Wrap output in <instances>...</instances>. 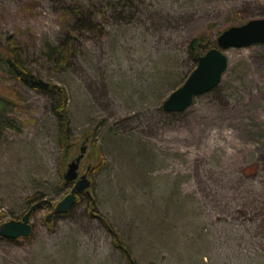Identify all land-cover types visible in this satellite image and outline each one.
I'll use <instances>...</instances> for the list:
<instances>
[{"label": "rangeland", "instance_id": "rangeland-1", "mask_svg": "<svg viewBox=\"0 0 264 264\" xmlns=\"http://www.w3.org/2000/svg\"><path fill=\"white\" fill-rule=\"evenodd\" d=\"M259 18L264 0H0V222L53 205L0 237V264H264V44L227 50L215 89L162 110L196 67L193 38L213 48ZM7 51L60 95L23 83ZM82 146L91 199L47 221Z\"/></svg>", "mask_w": 264, "mask_h": 264}, {"label": "water", "instance_id": "water-1", "mask_svg": "<svg viewBox=\"0 0 264 264\" xmlns=\"http://www.w3.org/2000/svg\"><path fill=\"white\" fill-rule=\"evenodd\" d=\"M264 44V18L252 19L238 26H231L216 38V46L210 48L197 59L196 67L188 75L184 83L174 90L162 103V110L166 113H180L189 108L195 97L208 93L219 85L222 76L228 67V58L225 52L229 49L247 48L253 45ZM86 147L80 148V154L68 165L63 176L66 183H74L70 193L54 207L46 220L54 213H67L74 205L77 195L85 193L91 198L88 188L91 182L86 175L79 177V167L84 158ZM42 204L52 207L48 200L36 202L20 220L0 222V237L15 240L27 237L31 232L30 218L32 213Z\"/></svg>", "mask_w": 264, "mask_h": 264}, {"label": "trees", "instance_id": "trees-1", "mask_svg": "<svg viewBox=\"0 0 264 264\" xmlns=\"http://www.w3.org/2000/svg\"><path fill=\"white\" fill-rule=\"evenodd\" d=\"M145 0H120V2L124 5V6H131L135 3H142ZM94 19H91V22H93ZM91 28L89 25L87 27H85L84 29H89ZM211 48V42L209 40V37L207 36H197L196 38H193L190 42H189V54L191 56L192 61L195 63V65L197 64V59L199 56L203 55L206 51H208ZM55 53H58L57 56H59L60 58V62H62V60L65 59V57H67V54L69 53V46L67 44H63L60 43L59 46H57L56 48H54ZM13 53V54H12ZM14 51L5 53L3 59L6 63V65L11 69V71L13 73H15L16 75L21 76V80L23 81V83L29 85L30 87L34 88L37 91H41L43 93H54L56 95H60V91L59 89H56L54 87H49L48 85H45L39 81H37L36 79H34L31 74H28L25 70L22 69V65L20 63L19 60V56H17V54ZM62 59V60H61ZM57 92V93H55ZM60 98V96H59ZM65 102V97L64 95H62L61 98V103L60 105L57 107V109H55V114L57 116V118L59 119V123H60V132L61 134H63L64 132L67 133V129H68V118L65 114V110H64V104ZM40 201L42 199H39Z\"/></svg>", "mask_w": 264, "mask_h": 264}, {"label": "flooded vegetation", "instance_id": "flooded-vegetation-1", "mask_svg": "<svg viewBox=\"0 0 264 264\" xmlns=\"http://www.w3.org/2000/svg\"><path fill=\"white\" fill-rule=\"evenodd\" d=\"M89 167L87 168V171H89ZM84 175H86V177H87V174H84ZM81 177V176H80ZM88 179V178H87ZM89 180V179H88ZM73 185H74V183H73ZM89 199H91L90 197H89Z\"/></svg>", "mask_w": 264, "mask_h": 264}]
</instances>
